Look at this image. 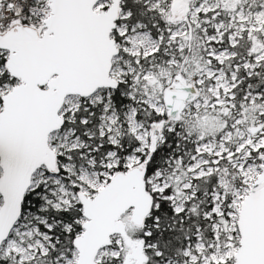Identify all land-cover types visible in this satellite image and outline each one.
<instances>
[{"label": "snow or ice", "instance_id": "1", "mask_svg": "<svg viewBox=\"0 0 264 264\" xmlns=\"http://www.w3.org/2000/svg\"><path fill=\"white\" fill-rule=\"evenodd\" d=\"M0 264H264V0H0Z\"/></svg>", "mask_w": 264, "mask_h": 264}]
</instances>
